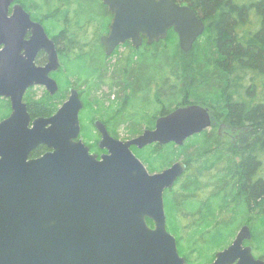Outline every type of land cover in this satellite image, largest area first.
I'll return each instance as SVG.
<instances>
[{"label":"trees","instance_id":"trees-1","mask_svg":"<svg viewBox=\"0 0 264 264\" xmlns=\"http://www.w3.org/2000/svg\"><path fill=\"white\" fill-rule=\"evenodd\" d=\"M173 1L205 24L190 52L181 51L170 31L159 43L143 40L134 49L126 42L107 56L100 39L111 15L100 0H13L44 27L60 62L51 74L56 94L29 90L24 102L32 117L47 118L76 89L83 142L91 146L97 120L113 138L129 140L177 108L207 109L210 128L182 146L132 152L150 174L178 161L186 166L163 195L166 228L186 264L211 262L243 225L253 234L255 257L264 260V0ZM10 112L0 98V121Z\"/></svg>","mask_w":264,"mask_h":264},{"label":"water","instance_id":"water-1","mask_svg":"<svg viewBox=\"0 0 264 264\" xmlns=\"http://www.w3.org/2000/svg\"><path fill=\"white\" fill-rule=\"evenodd\" d=\"M100 1L111 15L100 39L107 56L126 42L134 49L143 39L159 43L170 31L188 53L205 30L190 7L173 0ZM41 52L47 63L37 66ZM59 68L43 26L13 0H0V98L11 109L0 122V264H186L166 229L163 200L186 166L178 161L150 174L131 149L182 146L210 128L208 110L177 108L126 141L96 121L98 146L106 151L98 159L78 139L83 105L76 89L51 117L31 121L27 112L26 91L42 87L55 95L50 74ZM39 147L46 153L31 159ZM250 238L243 226L212 264H264L243 247Z\"/></svg>","mask_w":264,"mask_h":264},{"label":"flooded vegetation","instance_id":"flooded-vegetation-1","mask_svg":"<svg viewBox=\"0 0 264 264\" xmlns=\"http://www.w3.org/2000/svg\"><path fill=\"white\" fill-rule=\"evenodd\" d=\"M44 28V27H43ZM45 30V29H44ZM45 33H46V31H45ZM47 34V33H46ZM47 36L51 39V40H53L48 34H47ZM27 38H28V36H27ZM54 42V41H53ZM54 44H55V42H54ZM55 49H56V45H55ZM56 52H57V49H56ZM40 54H43V55H45V62L43 63V64H38L37 62H36V65L37 66H44L46 63H47V56H46V54L45 53H39L38 55H37V57L40 55ZM57 56H58V53H57ZM59 58V57H58ZM36 60H37V58H36ZM58 61H59V59H58ZM60 63V62H59ZM50 77H51V74H50ZM52 78V77H51ZM32 88H35V87H32ZM38 88H40V87H38ZM42 88V87H41ZM29 90H31V91H42V90H44L45 91V89H28L26 92H28ZM70 90V89H69ZM26 94V93H25ZM79 94V93H78ZM25 96V95H24ZM80 97V96H79ZM23 102H24V98H23ZM25 103V102H24ZM25 105H26V103H25ZM26 107H27V105H26ZM27 112H28V108H27ZM81 112V111H80ZM11 113V112H10ZM29 113V112H28ZM80 114V113H79ZM10 115V114H9ZM29 115H30V113H29ZM30 117H31V121H34L35 119H37V118H42V117H32L31 115H30ZM51 117V116H50ZM48 118V117H47ZM4 120V119H3ZM98 121V120H97ZM1 122V121H0ZM79 122H80V120H79ZM96 121H94V123H95ZM100 122V121H99ZM94 123H93V125H94ZM102 123V122H101ZM103 124V123H102ZM104 125V124H103ZM105 126V125H104ZM80 127H81V125H80ZM105 128H106V126H105ZM106 130H107V132H108V129L106 128ZM95 132H96V137H98V140H97V143H96V148H97V151L95 152V151H92L91 152V149H93V148H91L90 146L91 145H89V144H86V143H84L83 142V137H82V133H81V130H80V134H79V138L78 139H80L81 141H82V143L85 145V146H87L88 147V149H89V153L91 154V155H96L97 156V158L99 159L100 158V156L101 155H103V154H105L106 153V151L105 150H101V149H99V146H98V143H99V140H100V135L98 134V132L95 130ZM144 132V131H143ZM108 134H109V136L111 137V138H113L111 135H110V133L108 132ZM135 138V137H134ZM113 139H115V138H113ZM132 139V138H131ZM117 140H121V141H123L121 138H119V139H117ZM130 140V139H129ZM124 141H126V140H124ZM92 144V143H91ZM41 148H44V147H39L38 149H36L35 151H37V150H39V149H41ZM45 149V148H44ZM35 151H33L32 153H31V155H30V158L31 159H35V158H33L32 157V155H33V153L35 152ZM46 149H45V151H44V153H46ZM43 153V154H44ZM42 154V155H43ZM42 155H40V156H42ZM39 156V157H40ZM39 157H36V158H39ZM169 168V167H168ZM161 172V171H160ZM178 181V180H177ZM176 184V183H175ZM174 184V185H175ZM174 187V186H173ZM243 226H247V225H243ZM242 226V227H243ZM153 227V226H152ZM241 227V228H242ZM249 227V226H248ZM240 228V229H241ZM167 229V228H166ZM249 230H250V228H249ZM239 232V231H238ZM237 232V233H238ZM250 235H251V232H250ZM173 236V235H172ZM174 237V236H173ZM235 237H236V235H235ZM175 238V237H174ZM235 239V238H234ZM233 239V240H234ZM176 240V239H175ZM233 240H232V242H233ZM251 240H252V236H251V238H250V240L249 241H245L244 243H243V247H250L251 248V250H252V257L255 259V260H262V259H259V258H256L255 257V251H253V248H252V246L251 245H249L250 243H251ZM231 242V243H232ZM176 246H177V243H176ZM178 250V249H177ZM224 250V249H223ZM222 251V250H221ZM218 252H220V251H218ZM217 252V253H218ZM179 254V253H178ZM180 255V254H179ZM216 255V254H215ZM181 256V255H180ZM183 259H184V257L183 256H181ZM214 258H215V256H214ZM185 260V259H184ZM213 261H214V259L211 261V262H209V263H206V264H212L213 263ZM262 261H264V260H262Z\"/></svg>","mask_w":264,"mask_h":264},{"label":"rangeland","instance_id":"rangeland-1","mask_svg":"<svg viewBox=\"0 0 264 264\" xmlns=\"http://www.w3.org/2000/svg\"><path fill=\"white\" fill-rule=\"evenodd\" d=\"M123 51V49H120V52H122ZM123 53V52H122ZM36 92H38V94H41V91H36ZM66 101V100H65ZM60 108V107H59ZM81 133H82V126H81ZM94 139L96 140V142H93L92 143V148L94 147V148H96V143H97V140H98V137H96V135H95V137L92 139V141H94ZM125 140V138L123 139V141ZM180 162H182V161H180ZM251 236H252V238H253V234L251 233ZM254 241V239H252L251 240V243Z\"/></svg>","mask_w":264,"mask_h":264}]
</instances>
